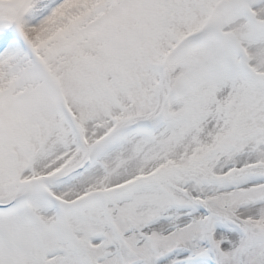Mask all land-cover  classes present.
I'll return each instance as SVG.
<instances>
[{"label":"snow or ice","instance_id":"obj_1","mask_svg":"<svg viewBox=\"0 0 264 264\" xmlns=\"http://www.w3.org/2000/svg\"><path fill=\"white\" fill-rule=\"evenodd\" d=\"M0 264H264V0H0Z\"/></svg>","mask_w":264,"mask_h":264}]
</instances>
